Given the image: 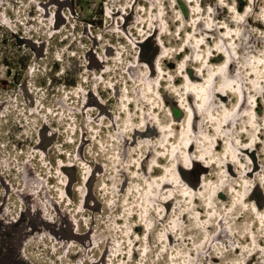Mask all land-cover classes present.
Listing matches in <instances>:
<instances>
[{"label":"rangeland","instance_id":"374dc122","mask_svg":"<svg viewBox=\"0 0 264 264\" xmlns=\"http://www.w3.org/2000/svg\"><path fill=\"white\" fill-rule=\"evenodd\" d=\"M223 5L221 6L220 0H0V9L8 16L6 21L0 17V264H114L113 261L117 264L121 259V262L126 264H140L141 260L142 264H185L184 260H179L180 256L177 263L168 260L173 250L176 253V250L181 251L183 247L194 252L192 264H235L236 261L241 264L248 261V264H264V252L260 251L264 248L261 224L257 212L252 211L253 203H256L259 209H264V182L261 180L264 177V96L258 91L250 94V86L245 88L244 93L246 98L249 95L253 97V104L248 105L246 99L245 105L255 109L260 103L258 115H247L244 118V111L240 114L241 117L236 115L235 127L223 129L222 125V132H226V135H218L215 132L216 126L213 123L216 122L217 116L213 117L212 121L206 113L196 119L197 131H193V137L196 136L197 141L195 149L188 155L203 156L201 160L214 165L207 168V172L200 167L186 176L180 175V179L183 178L196 192L193 197L198 199L195 207L199 208L200 216H205L207 208L205 199H201L198 191L204 197L203 192L209 187L207 189V184L204 181L199 183L198 179L207 176L217 180L223 176L219 185L215 188L213 185L211 190H217L215 193H218L220 189H224L225 192L212 205L222 208L223 214H226L225 218L230 226L235 227V231L231 230L230 236L224 232L216 243L212 242L216 224L220 220L218 213L217 220V216L213 217L215 221L212 220L208 224H211V233H207L208 241H205L202 247H195L191 242L196 240V245H200L205 232L193 230V219L189 227L183 230H193L189 235L193 240L185 241L184 237L178 241L177 236L172 234L171 244L175 245L176 249L169 246L168 253L167 245L170 243L165 240L166 244L161 247L166 246V251L161 254L159 260L156 255L161 248L158 247L161 244L158 234L163 231L156 207L162 209L161 216L166 214L168 220H171L173 215H178L180 221H183V213L193 208L192 204L190 208H180V205H187L194 199L190 194L184 193L183 187L175 185L173 195L179 199L165 207V200L160 198L163 197L160 187L166 181L156 182L162 177L157 174L164 173L166 176V166L173 163L174 148L176 151L181 150L180 140L175 147H170L168 140L176 142L177 134L183 127L174 126L176 121L171 118L170 110L174 111L179 106L182 110L178 118H187L184 88L188 82H185L184 76L188 75L193 82L200 77L199 84L203 83V76L196 69L203 66L204 60L209 63L210 56L207 53L210 50L211 57L220 53L215 48L217 36L224 32L223 28L218 26L220 23L235 27L240 24L239 35L234 30L231 37H224L223 40L231 39L230 43L237 46L235 50H239L237 55L241 57V64L244 52L256 57H260L261 52H264V18H261L264 15V0H223ZM197 6L199 11L195 10ZM208 7L213 9L211 15L207 11ZM230 8L243 12L244 20L239 23L233 20L235 13L229 11ZM162 17L165 18L166 24L165 21H160ZM206 20H210L213 24L211 29L215 30L214 33L202 35ZM199 21H202V26ZM233 35L235 38L232 39ZM202 36L205 43L199 46L198 53L193 46ZM207 41H210L208 45ZM164 44L167 48H164ZM197 54L202 57L200 61L195 59ZM185 56L190 59L185 60ZM181 62L185 65L183 73L178 71ZM208 65L214 66L212 63ZM240 71L244 73L245 69L241 67ZM204 73L208 74L207 68ZM169 77L172 79L169 80ZM175 79H178L177 84L173 82ZM251 79H255V76ZM152 81L157 83H149ZM261 84L264 86V81ZM144 85H147V93L152 96V100L156 101L157 113L161 114V120L164 122L159 128L162 135L154 130L146 132L145 122L141 123V126L128 123L122 120L124 117H120V113L125 114L126 111L123 100L132 104L131 110H128L132 113V119H140L139 114L151 107V103L146 99L142 103L143 96L146 95ZM149 86L152 88L151 92ZM160 89L161 93H158ZM125 93L131 94L132 98H127ZM192 98L193 104V95ZM237 100V95L231 93L224 102L217 99L213 104H228L233 109ZM212 111L219 113L216 107H213ZM248 112L250 113V109ZM99 114L101 117L98 118ZM147 118H151L148 122L158 121L157 117L148 116V113ZM126 122L128 131L124 133ZM169 124L171 128H167ZM134 127H139V133L135 136L132 135ZM201 128L206 130L204 134H209L212 129V137L207 140L200 134ZM141 129H144V132ZM120 133L130 136L129 141L134 142L126 143L125 137ZM113 134L115 137H122L126 150L119 147L116 152L122 149L124 154L116 162L114 158L107 164L102 158V143H96L95 139L97 136L104 138L106 145L108 140H111L112 147ZM241 134H253L255 138L239 144L240 146L253 147L254 142H258L257 149L253 152L252 148L246 152L240 150L239 158L238 155L237 158L233 155L228 158L229 152L224 148V144L228 138L237 141L236 136ZM218 138L222 140V149L219 155L207 160L206 157L213 154L212 149ZM203 148L211 150L210 153L199 154ZM148 153L150 156L146 158ZM227 159L232 160L230 170L227 171L226 167L220 169ZM240 160H243L244 164L241 165ZM82 161L85 162L82 165L88 169L86 176L82 175L84 179L78 189L81 187L80 189L86 191L82 198H78L75 185L81 181L77 171ZM141 163L144 164L143 168ZM63 165L71 166L68 169L62 167ZM123 168L126 171L133 168L140 179L130 176ZM152 171L155 176L151 174ZM247 171L251 173L247 179H243L242 176ZM112 172L114 173L111 174ZM58 174L66 179L62 188L70 195L71 201L57 199L58 183L55 176ZM145 179L154 181L160 187L157 189L154 184L157 189L154 195L156 203L154 201L153 204L150 203L152 206H148V220L152 222V228L147 231L151 252L146 255L147 251L142 256L145 228L139 213H142L144 208H139V205L141 194L145 191L144 188H147ZM125 181L127 183H124ZM245 181L248 182L247 191ZM106 183H110L109 186H105ZM136 184H139L140 192L136 191ZM129 189H132L131 193L128 192ZM238 190L244 193L243 202L249 197L247 209L237 203L238 206L236 205L232 212H227V209L232 207L233 200H238ZM114 195V199H109ZM186 198L188 202L185 201ZM108 201H112L111 206ZM128 206L135 208L130 210L131 216L126 215ZM172 206H175L176 213L172 212ZM167 208L170 214L166 213ZM115 220H119L124 228L126 224L131 225L132 229L136 228L140 239L142 238L136 239L137 236L131 231L135 240L131 245V258L136 253L134 263H128L131 260L128 256L129 239L120 224L117 226L113 223ZM140 223L142 225L136 227ZM254 223L256 236L258 235L255 248L250 246L252 235L249 233ZM164 226H167V220ZM136 242L138 244L133 250ZM259 242H262V246ZM208 247L211 249L208 250ZM203 249L199 256L198 251ZM189 252L181 255L187 262L189 258L186 256Z\"/></svg>","mask_w":264,"mask_h":264},{"label":"bare ground","instance_id":"6f19581e","mask_svg":"<svg viewBox=\"0 0 264 264\" xmlns=\"http://www.w3.org/2000/svg\"><path fill=\"white\" fill-rule=\"evenodd\" d=\"M15 11H17V10H15ZM235 14L234 15H236V14H239V15H243V12H241V11H235L234 12ZM0 17L2 18V19H8L7 17V15L4 13V11H3V9H0ZM41 20V19H40ZM6 21V20H5ZM32 21V20H31ZM44 21V20H43ZM159 21V20H158ZM160 21H165V24L167 23L166 22V20H165V18L164 17H162L161 18V20ZM159 21V22H160ZM209 22H210V20H208ZM13 22V21H12ZM41 22V21H40ZM35 23H36V21H35ZM199 24L202 26V21H199ZM11 25V24H10ZM34 25L35 24H33V27H34ZM229 25V24H228ZM37 26H39V25H37ZM229 28L230 29H232V31H234L235 30V32H236V29H239L240 30V24L237 26V27H235L234 25H229ZM203 32H202V35H205V34H208V33H214V30L215 29H208V28H205L204 26H203ZM225 30H227V29H223V31H225ZM196 37H198V35H196ZM218 38H216V40H217V43H223L225 46L226 45H228L229 43H230V40L228 39V41H226V40H223V41H221V37L220 36H217ZM231 37V36H230ZM233 38H235V35H233L232 36V39ZM215 40V41H216ZM236 43L238 42V40L236 39V41H235ZM210 43V41H207L206 42V44L208 45ZM159 45V44H158ZM160 46V45H159ZM203 47V46H202ZM164 48H167V45H165L164 44ZM236 49H237V46H236ZM228 51L229 52H231L232 51V49H228ZM164 52V51H163ZM162 52V53H163ZM236 52L237 53H239V50H236ZM161 54V53H160ZM223 58H224V54L223 53H217V54H215V56L214 57H211L210 56V61H209V63L208 64H213L214 66L215 65H217V63H218V61H220V62H222V60H223ZM257 58L259 59V58H261V56L260 57H258L257 56ZM233 59V61H235V57H233L232 58ZM165 61H167V60H165ZM211 62V63H210ZM161 65V64H160ZM211 66V65H210ZM234 65H230V68H232ZM161 67V66H160ZM159 67V68H160ZM200 67V66H199ZM161 70H163V67H161ZM251 70V68H249V69H247V71H250ZM262 70V69H261ZM186 71H187V69H186ZM208 71V70H207ZM153 74V73H152ZM152 74H151V76H152ZM207 75L208 74H205L204 73V75H203V79H206L207 78ZM188 76V75H187ZM183 77V76H182ZM253 77V76H252ZM252 77H250V78H252ZM197 79L198 80H196L195 82H193V80H190L189 78H188V80H187V82H188V85L190 86V83H195V84H199L200 83V81H201V78L200 77H197ZM214 80H216V78L214 77ZM177 81H178V79H175L173 82H174V84H177ZM146 82H148L147 80H146ZM162 82V81H161ZM186 82V81H185ZM186 82V83H187ZM150 83V82H149ZM217 86H219V83L217 82ZM140 87H142V85H140ZM147 85H144V92H145V94L146 95H144L143 96V101H142V103H144L145 102V100L144 99H146V101H148L149 103H151L150 104V108L149 109H145V111L143 110V114H139V111H137V113L139 114V118L140 119H132V118H130V116H131V111H128V110H131V106H132V104L130 103H128V102H126L125 100H123V106L126 108V111H125V114H123L122 112L120 113V117L122 116V117H124V118H122V120H125V121H127L128 123L130 122V123H137V124H141V123H143V122H145L146 124H147V129L145 130L146 132H149V131H151V130H154V132H157V131H159L160 132V134L162 135V131H160L159 130V128L162 126V125H164V122H162V120H161V117H160V113H157V107H155V103H156V101L155 100H152V96L149 94V93H147ZM136 89V88H135ZM152 89V88H151ZM139 90V89H138ZM135 91H137V90H135ZM129 93V92H128ZM136 94H138L137 92H135ZM158 93H161V89L158 91ZM232 92L231 91H228L227 92V95H223V94H221V93H216V97H217V99H219V101H221V102H224V99L229 95V94H231ZM252 92H250V94H251ZM126 94V93H125ZM127 95V94H126ZM126 95H125V97H126ZM192 93L191 92H187V93H185V101L187 102L186 104V106H187V108H189V107H191L192 109H193V119H192V124H191V127L189 126V124H188V121H187V118H185V119H183L182 120V117H179L178 118V115L180 114V110H182V108L181 107H179V106H177L176 108H175V110L174 111H172V110H170V114H171V118L174 120V121H176L174 124V126L175 127H177V128H179L180 126L182 127V130H181V132H179L178 134H177V137H176V142H172V139H169L168 140V142L170 143V147H175L177 144V141H179L180 142V147H181V150H179V149H177V151H176V153H175V156L173 157L174 159L172 160V162H175V159L176 158H179V162L176 164V167H175V172L177 173V174H179V175H182V176H186V175H188L189 174V172H191L192 170H195L196 168H202V170L204 171L205 169V171L207 172V168H209L210 166H212V165H214V164H212V165H210L209 163L207 164V163H205V161H203V160H201V159H193L192 160V167H190V168H185L184 167V165H183V157H181V153H186L187 155H188V153L190 154V152H192V150H193V148H194V146H195V142L197 141L196 140V136H194L193 137V133L194 132H196L197 130H196V127H195V122H196V119H198V118H200V117H202V115L198 112V111H196L195 110V103L193 102V104H192V100H193V98H192ZM244 95H245V97H246V94L244 93ZM132 95L131 94H128L127 95V98H130ZM137 96V95H136ZM139 96V95H138ZM140 97V96H139ZM182 97V96H181ZM132 98V97H131ZM162 98V97H161ZM237 98H238V95H237ZM98 100V99H97ZM137 100V99H136ZM140 101H141V98L139 99ZM138 100V101H139ZM258 100H259V98L257 99V102H258ZM99 101V100H98ZM129 101V100H128ZM217 101V100H216ZM100 103H101V101H99ZM163 102H165V101H163ZM215 101H213L212 103H214ZM219 103V102H218ZM236 103L237 102H234V106L236 105ZM245 103H246V99H245V101L244 102H242V104H241V107H239L238 109H237V112H236V115H240L243 111H245V109H247L248 111H249V109H250V114L251 113H254V117L255 116H257L258 115V109L260 108V103H258V105L255 107V109L254 108H249V107H247L246 105H245ZM102 104V103H101ZM180 104V103H179ZM140 103H139V107H140ZM225 105V107L226 108H228L230 111L232 110L231 108H230V106L228 105V104H224ZM104 107V106H103ZM155 108V109H154ZM76 109V108H75ZM254 109V110H253ZM147 110V111H146ZM187 110V109H186ZM218 111H219V113H217L216 114V112H214V111H212V116L213 117H215V116H217V118L216 119H222L221 118V115L223 116V109L221 110V109H218ZM147 113H148V116L149 115H151V117H153V116H155V117H157L158 118V121H156V120H153V121H149L148 122V120H151V118L150 119H148L147 118ZM204 115H206V113H204ZM61 116V115H60ZM187 116H188V112H187ZM246 116L247 115H244V118H246ZM250 116H252V115H250ZM99 117H101V114H99L98 115V118ZM141 117H143V122L141 121ZM240 117H241V115H240ZM253 117V116H252ZM239 119V118H238ZM237 120V119H236ZM241 120H242V118H241ZM213 121V120H212ZM133 125V124H132ZM213 125L214 126H216V122H214L213 123ZM72 126H73V124H72ZM131 126V125H130ZM173 126V127H174ZM230 126H232L231 125V122H229V124L228 125H224V127H223V129L224 128H226V127H230ZM95 127V126H94ZM72 128V127H71ZM135 128V127H134ZM133 128V129H134ZM139 128V127H138ZM138 128H135L134 129V131H133V133H132V135L133 136H135V134L136 133H139V129ZM141 128V127H140ZM167 128H171L170 127V124H169V127H167ZM216 128V127H215ZM233 128V127H232ZM193 129V130H192ZM122 130V129H121ZM120 130V131H121ZM65 131V130H64ZM141 131L142 132H144V129H141ZM140 131V132H141ZM194 131V132H193ZM204 131H206V130H204V129H200L199 130V132H200V134H202L205 138H207V140H208V138L210 139L211 137H212V134H211V131H212V129H210V133L209 134H204L205 132ZM228 131V130H227ZM236 131V130H235ZM141 132V133H142ZM158 132V133H159ZM232 132V131H231ZM121 134V133H120ZM123 134V133H122ZM121 134V135H122ZM174 134V133H173ZM195 135H197V134H195ZM113 136L115 137V135L113 134ZM174 136V135H173ZM258 136L260 137V132L258 133ZM117 137L119 138V140L121 141V143H119L120 144V146H116V142L115 141H113L112 143H113V146L112 147H110V143H111V140H108V143H107V145L105 144L106 142H104V138H100L99 136H97L96 137V139H95V142L97 143V142H99L100 144L102 143V144H104L106 147H105V149H104V154L102 155L103 157V159L106 161V163L108 164V162L110 163V162H112V160L114 159V161L116 162V160L118 159V158H120L123 154H124V152L122 151V149H125L126 150V146L122 143V140H121V138L122 137H120V136H118L117 135ZM123 137H125V140L124 141H126V143H130V144H132L134 141H132V142H130L129 140L131 139V137L130 136H127V135H124L123 134ZM215 137V136H214ZM213 137V138H214ZM74 138V137H73ZM204 138V139H205ZM225 138V137H224ZM236 138H237V140H239L240 141V144L241 143H244V142H248V141H250L251 139H254L255 137H253V134H249L248 136H245L244 134H241L240 136L238 135V136H236ZM242 138V139H241ZM184 141H188L189 143H187V145H184ZM213 141V140H212ZM221 139L220 138H218L217 140H216V145H215V147H214V149H212L213 150V154L212 155H209V156H207L206 157V159L208 160L209 158H214V157H216V155H219V152H220V150L222 149V143H221ZM226 141V140H225ZM253 142H254V140H253ZM201 143H202V141H201ZM203 144V143H202ZM248 144H250V143H248ZM82 145V144H81ZM99 145V144H98ZM258 145H259V143L258 142H254V144H253V147H251V146H248V147H242V146H238L237 144H236V141L233 139V138H228V140H227V142L224 144V148H227L228 150H226L227 152H229L228 153V155H227V157L229 158V156H231V155H233L234 156V158L236 157L237 158V156L236 155H238V158H239V156H240V150H244L245 152L246 151H248L249 149H253L252 150V152L255 150V149H257V147H258ZM201 146V145H200ZM122 148L118 153L116 152L117 150H119L120 148ZM112 148V149H111ZM82 148H80V150H81ZM195 149V148H194ZM173 150V149H172ZM211 151V150H210ZM210 151H208V150H205L204 148L202 149V150H200L198 153L199 154H206V152H209L210 153ZM223 152H224V149H223ZM243 152V151H242ZM208 153V154H209ZM212 153V152H211ZM239 153V154H238ZM194 154V153H193ZM235 154V155H234ZM150 156V153H148V155H146V158H148ZM192 156V155H191ZM196 156H199V155H196ZM225 156V155H224ZM193 157H195V155H193ZM226 157V156H225ZM220 157H218V159H219ZM44 160V159H43ZM42 160V161H43ZM212 160V159H211ZM137 161V160H136ZM215 161V160H214ZM218 161V160H217ZM82 163H85V162H81V164H80V169H79V171H77V175H80L79 176V179L81 180L79 183H77L76 185H75V187H76V189H77V197L79 198V196L81 197V196H83L84 195V193H85V189H80L81 187H79V189H78V186H80V185H82V182H83V177H82V175L83 174H85V176H86V169H88L86 166H84V165H82ZM114 163V162H113ZM112 163V164H113ZM122 163H124V162H122ZM130 163V162H129ZM231 163H232V160H229V159H227V160H225V163H224V165H221V167H220V169H222V168H225L226 167V169H227V171H229L230 170V165H231ZM239 163H241V165L242 164H244V161L243 160H240L239 161ZM115 164V163H114ZM86 165H88V163L86 164ZM97 165H98V163H97ZM70 166L71 165H63L62 167H67L68 169L70 168ZM119 167H120V165H119ZM141 167L143 168L144 167V164L143 163H141ZM166 167H170V165H167ZM162 169H163V167H161ZM57 169V168H56ZM123 170L125 171V172H129L130 173V176H131V173L132 172H135L134 170H133V168L131 169V170H128V171H126L124 168H123ZM120 171V170H119ZM114 172H112L111 174H113ZM118 173V172H117ZM250 171H247L246 173H244L243 174V179H247L248 178V176L250 175ZM151 174L153 175V176H155V174H153V171L151 172ZM157 175H159V176H162V177H164L165 175H164V173H160V174H157ZM168 176H170V174H167ZM222 175V174H221ZM225 176V175H224ZM56 177V180H57V183H58V185L56 184V188H58V190H57V192H56V195H58V197H57V199H64V201H71V197H70V195H68V193L65 191V190H63V188H62V186H63V184H65V182H66V179H65V177H63L62 175H59L58 174V176H55ZM86 178V177H85ZM88 178V177H87ZM169 178V177H168ZM223 178V176H221V177H219L217 180H215V177H205L204 179H201V178H199L198 180V182L200 183V182H205V184H207V186H206V188L208 189V187H209V189L208 190H205V192H203V194H204V201H205V207H206V205H207V203H208V201L209 200H211V203H213L214 201H217V199L218 198H220L223 194H224V192H225V190L224 189H220L219 191H218V193H217V197H215V191H217V190H215L214 191V189H213V191L211 190L212 188H213V185H215L214 186V188L217 186V185H219V182H220V180ZM210 179V181H208ZM89 181V179L87 180V182ZM181 181L183 182V184H185V185H187V188L188 189H190V191H188L187 193L188 194H190L192 197H193V193H195L196 194V192H195V190L191 187V186H189L188 185V183L183 179V178H181ZM138 182V181H137ZM156 182L157 183H160V180H156ZM228 182V181H227ZM104 183V182H103ZM109 184L110 183H106V185L105 186H109ZM235 184V183H234ZM238 185H240V184H238ZM120 186V185H119ZM124 185H122V187H123ZM127 186V185H126ZM111 187V186H110ZM110 187H108V189H110ZM161 188V195H163V196H166V195H168V191L169 190H171V193H172V195H171V198L170 199H168V200H165V201H163L164 202V204H165V207L166 206H168V205H170L173 201H176L177 199H179V197H177L176 195H173V184H169V183H167V182H165L163 185H162V187H160ZM107 189V188H106ZM145 189V191H146V187L144 188ZM201 189V188H200ZM235 189H237V186H235ZM185 190V189H184ZM257 190V189H256ZM74 191V190H73ZM163 191H165V192H163ZM182 191V190H181ZM111 192V191H110ZM152 192H153V194L155 195L156 194V192H157V189L153 186V189H152ZM199 193H200V195H201V192L200 191H198ZM255 192V191H254ZM133 193H134V190H133ZM185 193V192H184ZM183 193V194H184ZM139 194V193H138ZM159 194V193H158ZM181 194H182V192H181ZM238 196V199H239V195L240 194H242L243 196H244V193L241 191V190H238V193H236ZM259 194V193H258ZM113 195V193L111 194V196ZM115 196L116 195H114L112 198L111 197H109V199H114L115 198ZM195 196V195H194ZM88 197V195H86V197L85 198H87ZM136 197V196H135ZM82 198V197H81ZM140 198L142 199V200H140ZM138 200H140L141 201V204H142V201H143V193L141 194V197H140ZM188 198V197H187ZM187 198L185 199V201L186 202H188V200H187ZM236 198V197H235ZM248 198L249 197H247V198H245V200H244V204H246L247 203V201H248ZM126 199V198H125ZM136 199V198H135ZM192 199H194L193 200V202H189L187 205H184V204H182V205H180V208H190L191 207V204L193 205V208L191 207V209H190V211H188V212H186L185 214L183 213V223L184 224H187L189 221V219H187V216H188V214L190 215V214H195V213H197V212H199L200 213V211H199V208H196L195 207V205H197V201H198V199H197V197H193ZM134 200V199H133ZM190 200V199H189ZM135 201V200H134ZM70 203V202H69ZM150 203H152L153 204V202H149V205H151L152 206V204H150ZM155 203H156V201H155ZM138 204V203H137ZM140 204V205H141ZM174 204H175V202H174ZM140 205H139V208H140ZM158 205V204H157ZM237 205V204H236ZM132 206H133V204H132ZM238 206V205H237ZM256 207V209H257V213H259V212H264V209H259V207L257 206V204L256 203H253V205H252V208L253 207ZM129 207V206H128ZM143 208V207H142ZM149 208V207H148ZM153 208H154V206H153ZM207 208V207H206ZM135 208H131V207H129L128 208V211H133ZM125 210V209H124ZM138 210V209H137ZM140 210V209H139ZM138 210V211H139ZM213 210H215L217 213H219L220 215H222L223 214V210H222V208H220L218 205H213V208H207V210H206V212H211V211H213ZM141 211V210H140ZM143 211V210H142ZM120 212V211H119ZM127 212V211H126ZM137 212V211H136ZM123 213V212H122ZM166 213L168 214L169 213V209L167 208V210H166ZM182 213V212H181ZM126 214V213H125ZM170 214V213H169ZM234 214V213H233ZM127 215V214H126ZM166 215V214H165ZM224 215V214H223ZM140 216V215H139ZM231 216V215H230ZM133 217H135V215L133 216ZM141 217V216H140ZM126 218H128V217H126ZM172 219L174 218V215H173V217H171ZM205 218H208V216L205 214V216H200V220L201 221H203V220H205ZM217 218H218V216L215 218L216 220H217ZM238 218V217H237ZM140 219V218H139ZM145 219H150V214L145 218ZM152 219V218H151ZM215 219H213V217L210 219V222L212 221V220H214L215 221ZM232 219V218H231ZM143 220V219H142ZM222 221L223 220H219V223H220V225H222ZM129 222V221H128ZM113 223H115L117 226L120 224V227H122L121 225V223H120V221L119 220H115V221H113ZM127 223V222H126ZM126 223H124V224H126ZM133 224V223H132ZM192 224L193 225H196V220H194L193 222H192ZM142 225V223H140V224H138L136 227H140ZM193 227V226H192ZM211 227V224L210 225H208V226H206L205 228H203V229H201V228H197L196 226H194L193 227V230H198V231H201V232H206V233H211L210 232V228ZM155 229H157L156 227H154ZM191 229V228H190ZM193 230L192 231H189V230H186V231H183V233H181L180 231V229L179 228H177V231H176V236H180V235H183V237H185V241L187 240V236H189L191 233L190 232H192L193 233ZM231 230L232 231H235V227L234 226H231ZM122 231H123V233H125V231H128L129 232V235H126V237L129 239V240H131L132 241V243H134V236H133V234L135 235V236H139L138 235V233H137V230H136V228H131V225L130 226H127V228H124V227H122ZM131 231L133 232V234H131ZM148 231V230H147ZM227 233V234H229V235H227V236H230V233L226 230V229H224V226H222L221 227V232H220V234L218 235V236H216V235H214L213 236V238H212V242H215L216 240H218L219 239V237H220V235L222 234V233ZM160 233V232H159ZM180 233V234H179ZM249 233H251L250 235H253V234H255V236H256V231H255V223L253 224V226H252V228H250V230H249ZM260 235V234H259ZM247 237H248V235H246ZM258 236V235H257ZM256 236V240H257V243H258V237ZM125 237V236H124ZM167 237H168V239L167 240H169V243H170V245H172L171 243H172V233L170 232H168V234H167ZM212 237V236H211ZM127 239V240H128ZM137 239V238H136ZM159 239V238H158ZM249 239H250V237H249ZM252 239V238H251ZM128 240V241H129ZM140 240H142V238L140 239ZM211 240V239H210ZM127 241V242H128ZM179 241V240H178ZM125 243H126V241H124ZM200 242V241H199ZM211 242V243H212ZM218 242V241H217ZM232 242V241H231ZM210 243V242H209ZM216 243V242H215ZM138 244V242H136L135 244H134V247H133V250H134V248H135V246ZM164 244H166L165 243V241H161V244H159L158 245V247H161L162 245L164 246ZM191 244H198V241H196V240H194V241H192L191 242ZM200 244V243H199ZM259 244L262 246V242H259ZM133 245V244H132ZM142 245L145 247V244L144 243H142ZM213 245V244H212ZM252 245V242L250 243V246ZM147 246H148V253L146 254V255H149V252H151V249H150V237H149V239H148V242H147ZM210 246V245H209ZM143 247V248H144ZM166 247V246H165ZM242 247H244V246H242ZM171 248V247H170ZM170 248H169V245H167V252L168 253H170ZM205 248V247H204ZM174 249H176V248H174ZM211 249V247H208V250H210ZM218 250L220 249V248H217ZM144 250V249H143ZM207 250V249H206ZM176 251H178V250H176ZM180 251V250H179ZM190 251V252H189ZM192 250H189L187 247H183L182 248V250L180 251L182 254H184V252H185V254L187 253V252H189V254L186 256V258L188 257H191V259H192V257H193V255H194V252H191ZM204 251V249L203 250H199L198 251V255L201 253V252H203ZM172 255L171 256H175V259L173 260L174 262H176L177 263V259H178V257L175 255L176 253H175V250H173V252L171 253ZM181 254V255H182ZM180 255V258H179V260L181 259V260H184L183 262L185 263V264H188V262H187V259H183L182 258V256ZM200 256V255H199ZM135 257H136V253H134L133 254V258H131V260H129L128 261V263L129 262H131V263H134V260H135ZM214 257H216V256H214ZM214 257L212 258V260L214 259ZM127 258H128V256H127ZM220 258H222V257H220ZM125 259V258H124ZM121 261H122V259H121ZM121 261H119L118 263H124V261L123 262H121ZM137 262V261H136ZM142 262V260L140 261V264H142L141 263ZM113 263L115 264L116 262L115 261H113ZM117 263V264H118ZM180 263V262H179ZM249 263V261L248 262H245V264H248ZM124 264H126V263H124Z\"/></svg>","mask_w":264,"mask_h":264},{"label":"snow or ice","instance_id":"6c2138e0","mask_svg":"<svg viewBox=\"0 0 264 264\" xmlns=\"http://www.w3.org/2000/svg\"><path fill=\"white\" fill-rule=\"evenodd\" d=\"M175 2V0H174ZM220 4L221 6L223 5V0H220ZM196 11H199V7L197 6V8L195 9ZM208 13L211 15L213 12L212 7H208L207 9ZM229 11L231 12H235V8H230ZM249 10H246V13ZM262 13H264V9H262ZM261 18H264V15H262ZM177 19H179V16H177ZM233 20H235L237 23H239L240 21L244 20V16L236 14L233 17ZM163 23V22H162ZM193 23V27L195 26V21L192 22ZM220 28L223 29H227V31L221 32L220 33V37H221V41L223 40L224 37H229L231 35L232 29L229 28V25L227 23H220L218 25ZM205 28L211 29L213 27V24L211 22H208L207 20L205 21L204 24ZM177 34H179V29H177ZM236 34L239 35V29H236ZM191 37H189L190 39ZM188 43V39L185 40V44ZM205 43V39L204 37H200L199 39H197L195 41V45L193 47H195L197 49V52L199 53V46L203 45ZM246 47H251V45H246ZM216 51L217 52H223L224 54V58L222 60V62L218 61L217 65L215 66H209L207 61L204 60L203 61V66L200 68H197L196 71L203 76L204 72H205V68H207L208 70V75L207 78L204 79L202 84H195V83H190L189 85H186L184 90L185 92H191L194 96V103H195V110L198 111L201 115H203L204 113L208 114V118L210 120L214 119L212 116V108L216 107L218 109H223V117L222 119H217L216 120V128H215V132L218 135H226V132H222V125H228L229 122H231L232 127H235L236 124V108L241 107L242 102L245 101V99H247V104L248 105H252L253 104V97L251 95H249L247 98L244 95L245 92V88L248 87V91L249 92H253V91H258L262 96H264V86H262L261 82L264 81V52H261L260 56L261 58H257L255 55H250L248 52H244L243 54V64H241V57L239 55H237L236 52V45L233 43H229L228 45H224L223 43H217L215 45ZM232 49L231 52L228 51V49ZM181 51H183V48L180 49ZM208 56L212 55L211 50L207 53ZM233 57H235V61H233ZM185 60L190 59L189 56H185L184 57ZM195 59L197 61H200L202 59L200 54H197L195 56ZM230 65H234V67L230 68ZM259 66V67H258ZM184 63L181 62L179 65V69L178 71L183 73L184 71ZM241 67H243L245 69L244 73H241L240 69ZM251 68L252 71H247V69ZM255 76V79H251L250 77ZM214 77L216 78V80H214ZM159 78H157L158 81ZM172 77H169V80H171ZM185 81L188 80V76L185 75L184 76ZM157 81H152L150 83H157ZM217 82L219 83V86H217ZM231 91L233 94L238 95V100L236 103V107L233 108L231 111L225 107V105L223 103H217V104H213V101L217 100L216 97V93H221L223 95H227V92ZM149 92H151V86H149ZM182 106H183V102H182ZM51 111V110H49ZM188 112V116H187V121L189 126L191 127L192 124V119H193V109L191 107H189L187 109ZM244 115H252L254 117V113H249L247 111V109H245ZM141 121L143 122V117H141ZM142 126V124H141ZM253 127H255V125H253ZM118 128V126H117ZM128 131V124L127 122L125 123V127L123 129V132L126 133ZM241 131H243V129H241ZM116 144L118 145L120 143V140L118 137H111ZM184 145H187V143H189L188 141H184L183 142ZM236 144L239 145L240 141L237 140ZM105 145L101 144L100 148L103 151L105 149ZM244 147H248V145H244ZM175 151L176 149L174 148L173 150V154L175 155ZM235 155V154H234ZM181 156L183 157V165L185 168H190L192 167V160L193 159H203V156H189L186 153H181ZM179 162V158L175 159V162L171 163L170 167H166L165 168V173L166 176L165 177H160V181L161 183L163 182H167L169 184H173L177 187H183L185 189V194H187L188 191H190V189L187 188V185L183 184V182L180 179V175L177 174L175 172V167L176 164ZM132 163H136L135 161H132ZM137 168H139V165H136ZM149 171H151V167H149ZM170 174L171 178L168 179V175ZM131 175L135 178V179H140V177L137 175L136 172H132ZM262 182H264V177L261 178ZM124 183H127L126 181ZM145 185L147 186V190L143 192V201L142 204L140 206H142L144 208V211L142 213H139V215H141L142 219H143V223H144V228H145V247H144V252L141 253V255L143 256L144 253H146L148 251V246H147V241H148V235H147V230L152 228V222L145 219L148 216V206H149V202H153L156 199V196H154L152 189L153 186L155 184L154 181H150L148 179L144 180ZM247 186H248V182L245 181V191H247ZM155 187L157 189H159L160 185L159 184H155ZM135 189L137 192H140V186L139 184L135 185ZM121 192L123 191V189L120 190ZM132 189H129L128 192L131 193ZM171 190L168 191V195L160 197L161 199L167 200L171 198ZM193 195H195V193H193ZM201 199H203V195L201 194ZM109 205L111 206L112 201H108ZM128 201L127 199H125V204H127ZM240 203L241 206L245 209H247V205L243 204V195L240 194L239 195V199L238 200H233L232 202V207H229L227 209V212H232L233 208H235L236 204ZM207 208H213V205L211 203V200L208 201ZM162 209H160L159 206L156 207V213H157V217L159 220V223L163 226V231H161L158 235H159V239L161 241H165L168 239L167 237V232L169 230H171L172 234L175 236L177 228H179L181 230V233H183V230L187 227H189V225L191 224V221L193 219L196 220V227L197 228H205L209 222L210 219L212 217H216L218 215V213L213 210L211 212H206L205 214L209 217V219H205L203 221H201L200 218V213L197 212L195 213V216L193 217L192 215H189V223L188 224H184L182 221H180L179 216L176 215L174 216L173 219L168 220L167 216H161ZM182 212L185 210H181ZM252 211L254 213L257 212L256 207L254 206L252 208ZM172 212L176 213V208L175 206H172ZM128 216L132 215L131 211L127 212ZM226 214L224 215H220V219L223 220V225H224V229H226L229 233L231 232V226L228 223V220L225 218ZM257 217L260 221L261 224V235L262 238H264V212H259L257 213ZM165 220H167V226H164V222ZM125 227L127 228V224L125 225ZM245 231L247 232V228H245ZM221 232V225L219 222H217L216 224V231L213 233V235L218 236ZM125 235H129L128 231H125ZM137 239H140L139 236H137ZM177 240H182L184 239L183 235L181 236H177L176 237ZM187 239L189 240H193L194 238L192 236H188ZM209 237L207 235V233L205 232L204 238L203 240L200 242V245H195V247H202L203 243L205 241H208ZM231 243V241H230ZM128 256L131 258L132 257V241L129 240L128 241ZM172 248H175V245H169ZM252 246L253 248H255L257 246V240H256V236L255 234L252 235ZM166 251L165 247H161L159 252L156 254L157 255V259L159 260L161 254H163ZM261 252H264V248L260 249ZM182 253L180 251L176 252V256H180ZM175 259V257L169 255L168 256V260L169 261H173ZM188 264H192L191 261V257H189V262ZM235 264H241L240 261H236Z\"/></svg>","mask_w":264,"mask_h":264}]
</instances>
